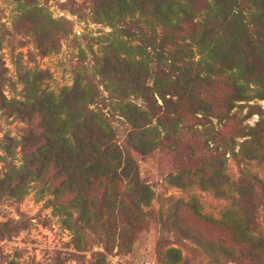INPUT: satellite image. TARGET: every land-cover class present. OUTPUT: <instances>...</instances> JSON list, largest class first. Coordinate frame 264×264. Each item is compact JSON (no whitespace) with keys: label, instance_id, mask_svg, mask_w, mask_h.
I'll list each match as a JSON object with an SVG mask.
<instances>
[{"label":"trees","instance_id":"trees-1","mask_svg":"<svg viewBox=\"0 0 264 264\" xmlns=\"http://www.w3.org/2000/svg\"><path fill=\"white\" fill-rule=\"evenodd\" d=\"M16 1L21 16L35 19L34 36L41 47L43 38L56 34L49 27L56 21L40 4ZM80 1L91 18L109 28L92 69L99 81L83 80L79 73L71 85L53 91L38 83L40 70L24 74L22 99L10 105L29 125L17 141L18 163L7 160L2 167L0 195L18 198L38 187V193L49 195L46 200L76 243L93 235L92 242L112 240L117 246L143 221V207L151 199L136 156L162 140L171 143L181 129V114H215L204 97L211 75L224 73L229 82L221 104L225 114L251 91L264 99V0ZM43 46L45 52L53 45ZM112 115L119 116V127ZM250 129L254 142L262 129ZM12 145L7 143L5 150ZM214 166L203 159L191 171L197 176L193 180L223 193L220 185L227 178ZM257 180L251 176L230 183L233 206L217 221L230 225L238 244L264 249V236L250 233ZM168 181L185 184L178 175L169 174ZM190 205L199 215L194 201ZM168 251L173 264L179 252ZM93 260L90 264H109L99 251Z\"/></svg>","mask_w":264,"mask_h":264},{"label":"rangeland","instance_id":"rangeland-1","mask_svg":"<svg viewBox=\"0 0 264 264\" xmlns=\"http://www.w3.org/2000/svg\"><path fill=\"white\" fill-rule=\"evenodd\" d=\"M21 2L29 7L40 4L56 21L49 23L56 34L43 38L38 47L32 14L21 16L16 0H0V172L5 161L18 163L17 141L29 125L10 105L14 99H22L24 74L40 70L38 83L53 91L71 85L79 73L83 80L97 83L99 76L92 69L102 54L100 44L109 38V28L91 18L80 0ZM49 43L53 45L50 50H40ZM210 80L204 97L215 114H181V129L173 134L171 143L162 140L157 148L136 156L139 176L152 192L148 206L143 207L144 219L133 233L123 236L117 246L112 240L102 245L92 242L93 235L76 243L46 200L49 195L38 193V187L28 188L18 198L0 195V235H4L0 237V264H90L97 251L109 264H169L170 248L179 252L173 264L264 263V249L238 244L230 225L217 221L233 206L235 191L230 183L254 176L258 180L252 186L256 208L250 233L264 236V99L253 97L251 91L225 114L221 104L229 82L224 73L213 74ZM111 119L114 126H120L119 116ZM31 122L35 127L36 119ZM256 126L262 131L252 142L248 132ZM9 142L13 148L6 151ZM200 159L221 168L227 178L220 185L223 193L193 180L197 176L191 171ZM209 173L207 170L206 175ZM169 174L178 175L185 184H172ZM193 201L199 215L190 205Z\"/></svg>","mask_w":264,"mask_h":264}]
</instances>
